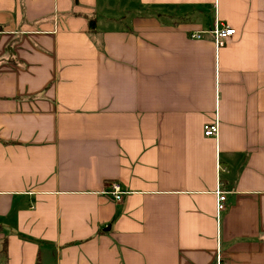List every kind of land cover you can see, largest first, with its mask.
Listing matches in <instances>:
<instances>
[{
	"label": "crops",
	"instance_id": "0c3cea01",
	"mask_svg": "<svg viewBox=\"0 0 264 264\" xmlns=\"http://www.w3.org/2000/svg\"><path fill=\"white\" fill-rule=\"evenodd\" d=\"M217 253L264 264V0H0V264Z\"/></svg>",
	"mask_w": 264,
	"mask_h": 264
},
{
	"label": "built area",
	"instance_id": "2783aa9c",
	"mask_svg": "<svg viewBox=\"0 0 264 264\" xmlns=\"http://www.w3.org/2000/svg\"><path fill=\"white\" fill-rule=\"evenodd\" d=\"M210 34L212 42L214 43L215 47H220L224 45L232 36L234 33V29L229 27L228 25L225 24H218L214 28L203 30V31H196V32H189L187 36L189 38H195L199 39L203 36V34ZM217 132V122L212 121L209 123H205L202 126V134L204 136H215ZM108 191L109 193L116 201L120 199V195L123 193L119 186L115 182H110L108 185ZM225 195L224 192L217 190L215 192V209L216 212H220L225 208ZM217 253L215 264H224L221 261V257Z\"/></svg>",
	"mask_w": 264,
	"mask_h": 264
}]
</instances>
